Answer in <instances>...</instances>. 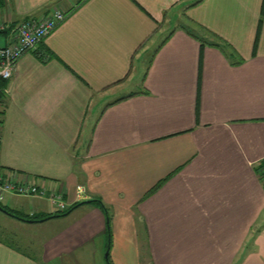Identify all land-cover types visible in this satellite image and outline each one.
Returning a JSON list of instances; mask_svg holds the SVG:
<instances>
[{"label":"crops","instance_id":"1","mask_svg":"<svg viewBox=\"0 0 264 264\" xmlns=\"http://www.w3.org/2000/svg\"><path fill=\"white\" fill-rule=\"evenodd\" d=\"M54 8L3 84L0 164L104 208L3 194L46 217L24 220L45 224L36 253L0 237V264H264V0H5L0 15Z\"/></svg>","mask_w":264,"mask_h":264},{"label":"built area","instance_id":"2","mask_svg":"<svg viewBox=\"0 0 264 264\" xmlns=\"http://www.w3.org/2000/svg\"><path fill=\"white\" fill-rule=\"evenodd\" d=\"M65 17V12L54 8L41 16H30L23 19H12L0 15V92L3 84L12 77L16 70L17 60L26 52L35 49L36 45L54 29ZM258 172L264 177V160L258 166ZM37 196L47 199L53 211H61L66 207L62 194L48 190L32 182L27 176L6 171L0 164V197L5 194ZM84 188L76 184L75 200L81 198Z\"/></svg>","mask_w":264,"mask_h":264},{"label":"rangeland","instance_id":"3","mask_svg":"<svg viewBox=\"0 0 264 264\" xmlns=\"http://www.w3.org/2000/svg\"><path fill=\"white\" fill-rule=\"evenodd\" d=\"M0 201L4 203L6 202L1 199ZM44 234L45 224H43L42 221L25 222L24 220L9 215L0 209V237L7 240V242L25 248V250L30 253H36V245L40 243L41 239H43ZM105 250L106 249L103 250L102 256L106 261L104 255Z\"/></svg>","mask_w":264,"mask_h":264},{"label":"trees","instance_id":"4","mask_svg":"<svg viewBox=\"0 0 264 264\" xmlns=\"http://www.w3.org/2000/svg\"><path fill=\"white\" fill-rule=\"evenodd\" d=\"M5 4V0H0V7L3 6ZM1 92H0V96H1ZM97 202L101 208H104V205L102 204V202L98 199V198H90L89 199V202ZM82 202V200H79V201H74L72 203H70L67 207H65L63 210L61 211H54V212H51L50 214L51 215H59L60 213L62 212H65L67 210H70L72 209L74 206L80 204ZM0 206H2L3 208H5L6 210L16 214V215H19V216H23V217H26V218H32V219H35V218H42V217H46V214H43V213H40V214H24V213H20L18 212L17 210L7 206L6 204L2 203L0 201ZM110 264V263H109Z\"/></svg>","mask_w":264,"mask_h":264},{"label":"water","instance_id":"5","mask_svg":"<svg viewBox=\"0 0 264 264\" xmlns=\"http://www.w3.org/2000/svg\"><path fill=\"white\" fill-rule=\"evenodd\" d=\"M85 202H89V199H83L81 203H85ZM0 209H1L2 211L6 212L7 214L12 215V216L17 217V218L22 219V220L30 221V220H40V219L45 218V217H42V218H39V219L26 218V217H23V216H19V215L14 214V213H12V212L6 210V209L3 208L2 206H0ZM68 211H69V210H67V211H65V212H62V213H60V214H65V213H67ZM104 254H105V256H106V254H107V250H105V253H104Z\"/></svg>","mask_w":264,"mask_h":264}]
</instances>
